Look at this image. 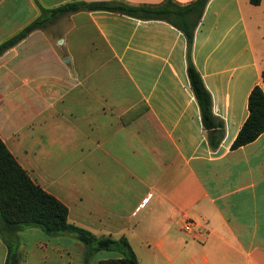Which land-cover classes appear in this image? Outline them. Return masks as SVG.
<instances>
[{
  "label": "crops",
  "instance_id": "obj_1",
  "mask_svg": "<svg viewBox=\"0 0 264 264\" xmlns=\"http://www.w3.org/2000/svg\"><path fill=\"white\" fill-rule=\"evenodd\" d=\"M100 1L167 0H0V43L40 8ZM191 57L224 123L215 150L187 78L182 33L110 12L60 17L0 56V140L68 208L71 224L126 238L139 264H264V132L231 149L251 90L264 91V0H210ZM19 241L20 264H83L84 247L71 237L29 229ZM104 252L90 264L121 257ZM6 258L0 238V264Z\"/></svg>",
  "mask_w": 264,
  "mask_h": 264
},
{
  "label": "trees",
  "instance_id": "obj_2",
  "mask_svg": "<svg viewBox=\"0 0 264 264\" xmlns=\"http://www.w3.org/2000/svg\"><path fill=\"white\" fill-rule=\"evenodd\" d=\"M210 0H194L179 6L167 0L159 7H132L113 2H77L53 9L40 8V16L9 40L0 43V56L24 40L30 33L43 29L65 15L77 12H110L140 20L164 21L182 33L186 42V74L193 96L197 102L203 130L208 144L215 150L223 136L224 123L212 113L211 96L192 61V46L195 30L201 21ZM262 0H249L257 6ZM264 85V73H262ZM248 116L239 130L232 150L251 144L264 132V91L255 86L247 102ZM68 208L53 195L36 184L10 154L0 140V238L7 247L5 264H20L22 261L19 234L35 229L49 238L68 236L84 247L83 264H90L96 253L115 251L118 259L104 260L100 264H139L126 238H97L90 232L68 221Z\"/></svg>",
  "mask_w": 264,
  "mask_h": 264
},
{
  "label": "rangeland",
  "instance_id": "obj_3",
  "mask_svg": "<svg viewBox=\"0 0 264 264\" xmlns=\"http://www.w3.org/2000/svg\"><path fill=\"white\" fill-rule=\"evenodd\" d=\"M183 241H185V238L183 237ZM186 242V241H185ZM145 244V246H150L152 243H144ZM140 244L138 243V242H133V248H134V250L136 251V252H138V254H141L140 252ZM104 253H108V254H117V252H115V251H108V252H104ZM169 259H170V255H169ZM161 261H164L163 259L161 260ZM165 262V261H164ZM145 264V263H144ZM162 264H164V263H162ZM165 264H166V262H165Z\"/></svg>",
  "mask_w": 264,
  "mask_h": 264
},
{
  "label": "built area",
  "instance_id": "obj_4",
  "mask_svg": "<svg viewBox=\"0 0 264 264\" xmlns=\"http://www.w3.org/2000/svg\"><path fill=\"white\" fill-rule=\"evenodd\" d=\"M183 231L187 234L192 233V229H193V224L192 222H186L183 227H182Z\"/></svg>",
  "mask_w": 264,
  "mask_h": 264
}]
</instances>
